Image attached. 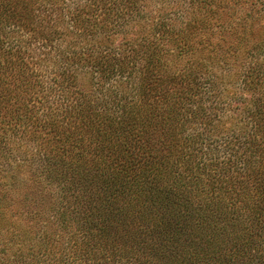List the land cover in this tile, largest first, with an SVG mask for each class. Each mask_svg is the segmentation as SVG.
I'll return each mask as SVG.
<instances>
[{
	"label": "trees",
	"instance_id": "trees-1",
	"mask_svg": "<svg viewBox=\"0 0 264 264\" xmlns=\"http://www.w3.org/2000/svg\"><path fill=\"white\" fill-rule=\"evenodd\" d=\"M26 1L0 0V51L4 49L1 32L13 31L14 36L12 49L0 52L2 66L1 59L13 61L15 57L20 60L27 57L31 47L15 40V35L24 31L44 34L46 43L36 46L38 49H50L54 46L52 42L65 44L66 41H59L63 26L84 42L88 41L90 33L104 29L103 47L107 53L116 43L113 38L119 31L104 22L109 19L105 14L102 17L96 0H83L87 5L78 12V7L65 5L62 12H54L58 5L53 0H37V12L43 13L41 20H36V6H29ZM67 1L70 0L64 3ZM97 1L108 3L111 0ZM259 1L252 2L251 10L241 15L242 6L250 1L191 0L186 4L180 0V27L172 19L176 16L179 20L178 12L168 13L164 4H159V12L154 13L157 17L140 20L154 28L158 26L162 34L154 32L150 36L147 30L135 28V45L130 58L117 63L115 58L95 57L97 53L88 43L80 50H72L74 41L69 47L66 44L64 64L56 63L59 79L52 72L56 70L50 69L48 64L44 70L53 76L47 85L54 92L56 102L67 100L69 92L83 95L82 101L88 103L84 114L100 116L102 103L98 98H91L102 84L98 79L105 84L118 73L116 68L126 66L124 69L130 72L128 77L123 73L122 79L126 78L127 84L132 81L137 100L143 107L148 101L152 103V118L169 120L168 124L160 122L164 128L167 125L176 128L178 124L172 126L171 122L178 121L163 114L178 102L181 108L192 95L200 93L183 89L185 81L181 80L190 74L206 75L204 79L208 81L210 75L202 71L209 70V63L225 67L233 72V78L247 83L245 92L254 97L260 107L253 117L256 127L250 136V145L256 153L250 151L247 180L228 179L222 173L216 178H206L209 176L206 165L191 177L188 169H192L189 164L193 161L186 152L190 146L187 144L180 147V153L161 154L160 147L170 148L164 142L155 150L128 141L124 147L121 144L120 150H110L111 161L101 171L92 167L89 177L84 164L79 165V174L75 169H64L66 158L61 151L65 148L60 139L63 144L58 146L60 152L46 161L63 167L51 172L50 177L58 181L69 178L62 190L63 195L70 196V202L65 197L54 201L59 206L57 211H61L60 219L51 216L43 221L38 206H28L23 200L12 204L0 180V264H264V90L261 76L264 75V39L261 40L260 32L256 33L254 23V30L248 28L249 21L256 19L254 15L263 11L256 10ZM76 2L73 0L74 4ZM230 7L234 8L228 12ZM236 15L240 16V21ZM163 39L171 42L173 48L160 45ZM187 58L190 65L180 64L179 68L176 59ZM193 63H197V68ZM171 69L176 73H168ZM222 84L219 83V94L228 90V83ZM176 116H180L181 122L182 113ZM147 124L152 128V119ZM85 126L94 129L91 122ZM97 129L102 137L111 133L105 125H98ZM181 132L184 131L180 127ZM73 136L69 135L66 141ZM78 137L80 139L70 142H86L87 138ZM1 147L4 145L0 141ZM183 162L188 168L183 167ZM8 166V158L0 154L1 176ZM16 169L12 166V172ZM7 175L10 174L7 172ZM225 187L227 192H221ZM58 228L63 230V235L57 233ZM67 235L70 242L65 241ZM127 247L132 249L126 252Z\"/></svg>",
	"mask_w": 264,
	"mask_h": 264
},
{
	"label": "rangeland",
	"instance_id": "rangeland-1",
	"mask_svg": "<svg viewBox=\"0 0 264 264\" xmlns=\"http://www.w3.org/2000/svg\"><path fill=\"white\" fill-rule=\"evenodd\" d=\"M39 1L41 2V0ZM53 1L54 4L58 5L54 12H62L64 5L78 7L76 11L78 12L80 8L87 5L83 0H77L75 4L73 0L65 3L66 0ZM162 1L111 0L108 3H99L96 0L103 13L102 17L106 15L109 19L104 22L112 24L110 26H115L113 30L119 31L118 36L113 38L116 43L109 53L103 47L104 29L90 33L88 41L84 42L79 35L63 26V29L60 30L63 36L59 41H66L65 44L52 42L54 46H51L50 49L36 48V46L46 43L44 34L24 31L15 35V40H21L31 48L27 55L29 59L26 57L25 60H20L15 57L13 61L1 59L4 66L0 63V141L4 145L0 148V154L8 158L7 172L10 174L8 176L7 172H3V177L0 175V180L5 184L3 189L8 192V200L12 204L23 200L28 206L29 204L38 206L43 221L51 216L60 219L61 211H57L59 206L55 205L54 201L59 200V198L62 201V198L65 197L68 203L70 202V196L63 195L65 191L62 190L63 184L69 181V178L58 181L50 177L51 172L54 173L57 168L61 170L63 167H56L46 161L52 159L56 152H60L58 146L63 144L65 149L61 153L65 154L66 158L64 159L66 161L64 169H75L79 174V165L84 164L89 170L87 172L86 168V174L89 177L93 173L92 167L96 166L98 171H101L104 165L111 161L109 155H112V151L120 150L121 144L124 147L125 142L128 141L144 144L147 149L154 147L155 150L164 142V145L168 144L170 148L163 149L160 147L161 154L180 153V147L184 148L187 144L190 146L186 152H189L190 161H193L189 164L192 169H188V174L191 177L203 170L202 168L206 165L208 166L206 173L209 175L206 178H216L218 174L222 173L228 179L247 180L249 171L247 163L250 160V151L256 153V150L250 145V136H253L256 127L253 117L259 113L260 107L256 105L257 102L254 97H250L245 92L247 83L238 81L235 76L233 78V72L225 67H216L213 63H209V70L202 71L210 75L208 81L205 80L206 78L204 79L206 75L194 77L189 72V76L181 80L185 81L182 86L183 89L198 90L200 93L192 95L191 92L192 99L182 103L181 108L180 102H178L174 104L172 110L163 114L165 117L169 116L178 121L171 122L172 126L178 124L176 128H169V125L164 128L160 122L168 124L167 121L169 120L166 121L163 117H160L161 121L155 117L152 118L153 109L150 110L153 107L152 103L148 101L147 105L143 107L141 102L137 100L138 96L134 91L132 81L127 84L126 78L122 79L123 73L127 76L130 72L124 69L126 66H117L118 68L115 70H118V73L105 84L98 79L103 85L101 84L100 89L91 98L93 100L98 98V102L102 103L100 116L98 114H84L88 103L82 101L85 97L83 95L69 92L66 94L69 97L67 100L59 99L56 102L53 97L54 92L47 85L53 76L49 73L50 71H44L46 65L48 64L50 69L56 70L52 72L59 79L56 63L58 61L59 65L64 64V51L68 50L66 44L69 47L71 42L75 41L77 44L74 42L75 45L71 49L80 50L83 44L88 43L90 48L95 49L97 53L94 55L95 57L115 58L118 63L119 60L123 61L133 54L131 49L135 45V28H140L141 31L147 30L150 36L154 32L162 34L158 26L154 28L152 24L140 20L155 16L154 13L159 12L157 11L159 4H164L168 13L178 12L179 20L176 16H173L172 19L177 22V27H180V0ZM181 1L189 4L191 0ZM248 1L250 2L245 7L242 6L241 15L249 12L252 7L251 3L256 0ZM35 2L38 1L27 0L25 4L29 3V6H36V20H41L43 13L37 12L38 4ZM233 8L230 7L228 12H231ZM260 8L263 11L254 15L256 19L249 21L251 25L248 28H252V23H254L256 33L260 32L262 34L261 40H263L264 0L256 3V10ZM68 12L65 8V13ZM160 12L164 13L163 11ZM235 17L240 21L239 15ZM1 39L4 41L5 50L12 49L13 31L3 30ZM160 45L166 49L173 48V44L167 42L166 39L161 40ZM4 49L0 52L3 53ZM17 49L15 48V50ZM39 54L42 55L33 58L34 55ZM176 60H178L179 68L180 64L190 65L188 58L181 61L180 59ZM40 63L41 69L39 71L38 65ZM9 64H11L10 67H8ZM192 66L197 68V63H193ZM168 73L176 72L171 69ZM84 76L90 75L84 74ZM261 76L264 90V75ZM202 80L206 83L202 84ZM222 82V85L228 83L229 86L227 91L219 94V83ZM178 112H181L183 116L181 122L180 116H176ZM148 118L152 119V128H148L147 123L151 121ZM103 121L107 122L104 123ZM88 122L94 124L93 130H89L85 126ZM98 125H105L106 128L108 126L110 135L100 136L97 129ZM180 127L184 132L180 133ZM145 130L149 131L144 132ZM69 135H74L70 141L74 138L80 139L78 136L87 139L82 144L71 143L69 140L66 141ZM60 139L63 144L59 142ZM110 150L112 151L110 152ZM12 166L17 168L14 172H12ZM183 167L188 168V165L184 163ZM69 175L73 176L71 173ZM177 181L180 182V177ZM228 181L230 182V180ZM221 192L226 193V187ZM83 195L84 198L88 197L85 195V191ZM80 216L83 217L84 213L82 212ZM57 233L64 234L60 228H58ZM65 241L70 242L69 235L66 236ZM131 249L132 247H127L125 251L128 252ZM66 251L69 249L66 248ZM69 253L65 252L66 255Z\"/></svg>",
	"mask_w": 264,
	"mask_h": 264
}]
</instances>
